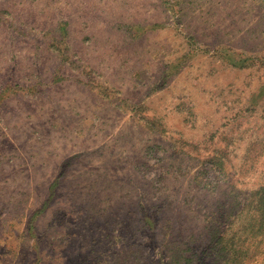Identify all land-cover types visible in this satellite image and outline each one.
I'll use <instances>...</instances> for the list:
<instances>
[{"label": "rangeland", "instance_id": "obj_1", "mask_svg": "<svg viewBox=\"0 0 264 264\" xmlns=\"http://www.w3.org/2000/svg\"><path fill=\"white\" fill-rule=\"evenodd\" d=\"M0 264H264V0H0Z\"/></svg>", "mask_w": 264, "mask_h": 264}]
</instances>
